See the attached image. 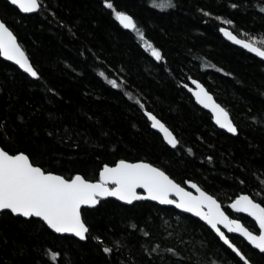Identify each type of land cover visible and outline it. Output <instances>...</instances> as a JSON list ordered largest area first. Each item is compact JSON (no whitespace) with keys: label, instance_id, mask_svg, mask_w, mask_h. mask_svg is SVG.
<instances>
[{"label":"trees","instance_id":"trees-1","mask_svg":"<svg viewBox=\"0 0 264 264\" xmlns=\"http://www.w3.org/2000/svg\"><path fill=\"white\" fill-rule=\"evenodd\" d=\"M173 2L174 7L160 9L151 0H114L161 48L165 59L156 61L103 0H43V9L33 14L0 0V17L41 72L37 80L0 57V140L11 136L13 147L26 148L45 166L93 179L103 163L147 159L178 182L194 179L233 218L255 227L229 202L241 191L264 199V60L226 40L219 28L259 39L264 12L256 5L264 0ZM101 70L118 82L123 77V87L110 85ZM187 76L199 79L229 112L237 135L219 129L195 103L180 84H190ZM145 109L173 129L182 144L176 149L167 145L151 128ZM85 214L91 227L86 241L55 234L35 220L0 216V264H53L44 257L48 248L63 253L58 264H235L232 250L209 227L171 206L106 198ZM134 223L150 235L133 229ZM96 235L113 252H103V245L91 238ZM157 245L151 255L145 251ZM169 247L181 256L168 253ZM249 254L264 264V257Z\"/></svg>","mask_w":264,"mask_h":264},{"label":"snow or ice","instance_id":"snow-or-ice-1","mask_svg":"<svg viewBox=\"0 0 264 264\" xmlns=\"http://www.w3.org/2000/svg\"><path fill=\"white\" fill-rule=\"evenodd\" d=\"M103 3L111 10L120 25L135 33L137 39L142 42L141 46L156 61L165 59L161 48L148 38L133 15L128 11L120 10L114 0H103ZM10 4L25 13L37 12L44 7L43 0H10ZM151 4L160 9L175 6L173 0H151ZM256 6L264 12V3ZM231 7L237 8L238 5L232 3ZM200 11L209 17L213 15L211 11L203 8ZM216 19L223 20L228 25L234 24L233 20L222 16H216ZM60 23L63 24V21ZM219 31L228 40L264 58V35H260L258 39L256 35L245 34L247 38H240L229 27H220ZM0 57L14 61L32 78L41 79V72L31 61L25 47L5 18H0ZM219 71L223 72L224 69L220 68ZM99 75L113 87H123V77H120L118 82L117 79L110 78L103 70ZM186 79L191 81L194 87H190L184 80H181L180 84L188 89L200 105L211 110L212 119L216 124L227 129L229 133H237L238 127L230 118L229 112L217 103L205 85L192 76H187ZM126 95L131 94L126 93ZM137 102L139 103L138 98ZM140 106L144 108L142 103ZM145 114L152 122V126L163 133V139L168 145L176 149L182 144L174 130L152 111L145 109ZM4 128L7 129L6 124ZM14 143L15 140L11 136L7 137V142L0 140V216L12 219L24 218L25 222L35 220L41 227H46L55 234H74L81 240H87L91 236V227L85 214L86 206H95L101 198L105 197H116L128 204L147 198L163 204L175 205L202 218L215 230L220 240L232 250L235 264H257V261L249 254L252 251L264 257V199L258 200L247 191H241L239 195H236L229 202V207L235 212L246 213L252 217L255 227L246 226L241 219L233 218L217 196L206 191L194 179L188 178L178 182L165 167L147 159L120 158L111 163H103L98 170V178L93 179L79 171L65 175L57 169L47 167L26 148L13 147ZM187 151L191 153L193 150L188 148ZM208 160L211 162L212 157H208ZM188 186L195 191H190ZM261 193H264V189ZM221 225L230 233H239L247 244L243 241L239 244L234 242V239L221 230ZM130 226L133 229L140 227L144 236L150 235L144 227L135 223ZM91 238L103 245V252H113V247L107 244L102 236L96 235ZM158 247L159 245L151 251L148 249L145 251L151 255L152 252L157 251ZM166 251L177 257L181 256L175 247H169ZM62 255L60 250L52 248L44 252L45 259L53 264H58Z\"/></svg>","mask_w":264,"mask_h":264},{"label":"water","instance_id":"water-1","mask_svg":"<svg viewBox=\"0 0 264 264\" xmlns=\"http://www.w3.org/2000/svg\"><path fill=\"white\" fill-rule=\"evenodd\" d=\"M9 3H10V0H7ZM12 6H14V5H12ZM15 8H17L16 6H14ZM22 14H33V13H36V12H32V13H25V12H23V11H21L19 8H17ZM38 12V11H37ZM1 18V17H0ZM129 30V29H128ZM222 35L224 36V34L222 33ZM224 38L226 39V40H228V38L227 37H225L224 36ZM241 38V37H240ZM229 42H231L232 44H234V45H236L237 47H240V48H242V49H244L245 51H247V52H250V50H248V49H245L242 45H238V44H236L234 41H230V40H228ZM250 53H252V52H250ZM253 55H255V56H257L256 54H254V53H252ZM258 57V56H257ZM4 60H6V61H8V62H10V63H12L13 65H15L16 67H18L19 68V66L17 65V64H15V62L14 61H10V60H8L7 58H5V57H2ZM260 58V57H259ZM260 59H262V60H264V58H260ZM20 69V68H19ZM22 72H24V70L23 69H20ZM24 73H26V72H24ZM27 74V73H26ZM28 75V74H27ZM30 76V75H29ZM31 77V76H30ZM202 83V82H201ZM190 87H194V85H192L191 84V81H190ZM206 87V86H205ZM207 88V87H206ZM187 91H188V89H187ZM189 92V91H188ZM190 93V92H189ZM191 94V93H190ZM191 96H192V94H191ZM193 97V96H192ZM214 97V96H213ZM193 99H194V101H195V103L199 106V107H201L203 110H205V111H207L208 113H210L211 114V116H212V113H211V110L210 109H207V108H205L204 106H202V105H200L196 100H195V98L193 97ZM214 99H215V97H214ZM216 100V99H215ZM217 101V100H216ZM217 103H219L218 101H217ZM222 106V105H221ZM223 107V106H222ZM144 114H145V111H144ZM154 114V113H153ZM145 116H146V114H145ZM229 116H230V114H229ZM147 117V116H146ZM148 118V117H147ZM230 118H231V116H230ZM149 120V119H148ZM150 121V120H149ZM151 122V121H150ZM213 122H214V124L219 128V129H222V130H224V131H226L227 133H229L228 131H227V129H224V128H222L220 125H218V124H216V122L213 120ZM151 128L153 129V130H155L156 132H158L162 137H163V133L159 130V129H157V128H154L153 126H152V122H151ZM238 133V132H237ZM237 133H235V134H233V133H229V134H231V135H237ZM165 141V140H164ZM166 142V141H165ZM166 144H167V142H166ZM168 145V144H167ZM170 146V145H169ZM171 147V146H170ZM189 187V190L190 191H195L194 189H192L190 186H188ZM138 191H142V189H138ZM106 198H111V199H114V200H116V201H118V202H120V203H123V204H127V205H131V204H133V203H135L136 201H133L131 204H128L127 202H124V201H120L118 198H116V197H105V198H101V199H106ZM141 200H147V201H151V202H154V203H156V204H158V205H163V206H171V207H174L177 211H179V212H181V213H184V214H188V215H192L193 217H196V218H198L201 222H203L207 227H209L217 236H218V234L215 232V230H213L212 228H211V226L210 225H208L202 218H200V217H198V216H196L194 213H190V212H188V211H186V210H184V209H179V208H177L175 205H171V204H163V203H160L159 201H153V200H151V199H147V198H145V199H141ZM137 201H139V200H137ZM99 205V203L97 204V205H95V206H86L87 208H94V207H97ZM231 209V208H230ZM232 210V209H231ZM234 211V210H233ZM235 212V211H234ZM237 213H240V214H242V215H245V216H247V217H249L251 220H253V218L252 217H250V216H248V214H246V213H242V212H237ZM254 221V220H253ZM243 223V222H242ZM221 227V230H223V231H225V233L228 235V233H230V232H228V230L227 229H224L223 228V226L221 225L220 226ZM231 234H235V235H237V236H239V237H241L242 239H244L239 233H231ZM59 235H67V236H72V237H75L74 236V234H59ZM219 237V236H218ZM75 238H77V239H79V240H81L80 238H78V237H75ZM81 241H86V240H81ZM222 241V240H221ZM223 242V241H222ZM247 242V241H246ZM224 243V242H223ZM227 246V245H226Z\"/></svg>","mask_w":264,"mask_h":264},{"label":"flooded vegetation","instance_id":"flooded-vegetation-1","mask_svg":"<svg viewBox=\"0 0 264 264\" xmlns=\"http://www.w3.org/2000/svg\"><path fill=\"white\" fill-rule=\"evenodd\" d=\"M173 208H174V207H173ZM232 211H233V210H232ZM190 216H192V215H190ZM248 218H249V217H248ZM249 219H250V218H249ZM250 221H252V222L254 223L253 220L250 219ZM254 225H255V223H254ZM229 234H231V233H228V235H229ZM231 235H235V234H231ZM235 236H237V235H235ZM238 237H239V236H238ZM239 238H241V237H239ZM241 239H242V238H241ZM243 240H244V239H243ZM244 241H245V240H244ZM245 242H246V241H245ZM246 243H247V242H246ZM249 246H250V245H249Z\"/></svg>","mask_w":264,"mask_h":264}]
</instances>
